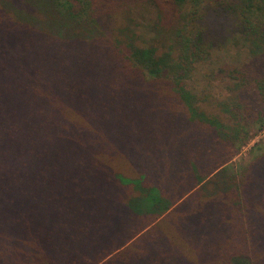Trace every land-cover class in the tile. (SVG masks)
I'll list each match as a JSON object with an SVG mask.
<instances>
[{"label": "trees", "instance_id": "16d2710c", "mask_svg": "<svg viewBox=\"0 0 264 264\" xmlns=\"http://www.w3.org/2000/svg\"><path fill=\"white\" fill-rule=\"evenodd\" d=\"M208 3L0 0V264H264V151L227 167L264 127V0ZM227 44L215 101L188 82Z\"/></svg>", "mask_w": 264, "mask_h": 264}, {"label": "rangeland", "instance_id": "374dc122", "mask_svg": "<svg viewBox=\"0 0 264 264\" xmlns=\"http://www.w3.org/2000/svg\"><path fill=\"white\" fill-rule=\"evenodd\" d=\"M212 5L216 2V0H208ZM209 3L207 5H209ZM141 22H143L141 20ZM139 22L138 33L141 36V40L148 39L151 34L149 31L142 27L145 23ZM241 45L235 46L231 44L225 45L222 51H216L212 54L211 58L208 60V63L205 66H197V74L195 75L193 81L188 82V86L196 87L197 91L206 88V93L215 99V101H222L226 99L229 95L228 91L225 89L224 85L218 81H208L203 76L202 73L205 72L209 67L214 66L210 65V63L219 64L221 61H228L236 64L238 62V55H240L239 50ZM242 49V48H241ZM241 56V55H240ZM209 64V65H208ZM264 151V127L263 129L258 130L257 125H253L249 130V138L246 143L239 149L238 153L229 161L227 167L229 168V173L234 175V177H239L242 170L246 168V165L251 161L252 157L257 154H260ZM130 167V166H129ZM127 168V172L131 174L129 168L123 163V167L121 169ZM121 172V171H119Z\"/></svg>", "mask_w": 264, "mask_h": 264}]
</instances>
